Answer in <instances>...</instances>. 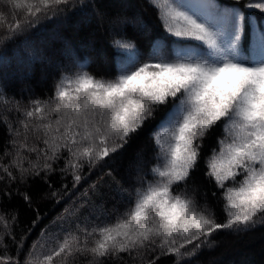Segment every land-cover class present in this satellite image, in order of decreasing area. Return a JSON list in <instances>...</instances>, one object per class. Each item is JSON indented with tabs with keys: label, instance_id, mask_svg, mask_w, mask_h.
I'll use <instances>...</instances> for the list:
<instances>
[{
	"label": "snow or ice",
	"instance_id": "snow-or-ice-1",
	"mask_svg": "<svg viewBox=\"0 0 264 264\" xmlns=\"http://www.w3.org/2000/svg\"><path fill=\"white\" fill-rule=\"evenodd\" d=\"M146 7L167 35L145 53L117 33L112 45L124 55L114 76L90 72L66 45L70 64L55 65L46 98L25 105L7 96V74L0 78V103L16 114L0 121L9 137L0 154V264H198L220 232L264 227V19L249 14L264 17V0ZM89 13L113 31L149 28L143 10L112 17L97 0H0V68L19 37L36 59L44 52L29 43L32 29ZM162 107L151 156L137 152L117 178V158ZM202 158L215 190L197 181ZM44 200L67 205L49 224ZM22 207L34 212L24 227Z\"/></svg>",
	"mask_w": 264,
	"mask_h": 264
},
{
	"label": "trees",
	"instance_id": "trees-1",
	"mask_svg": "<svg viewBox=\"0 0 264 264\" xmlns=\"http://www.w3.org/2000/svg\"><path fill=\"white\" fill-rule=\"evenodd\" d=\"M221 2L229 3L230 0H221ZM97 3L104 6V10L112 17L117 14L131 15L134 11L143 10L149 24L147 32H141L139 26L132 24L118 26L117 31H113L112 25L107 23L98 27V21L91 19V13L88 17L72 14L69 19L62 20L59 23L45 22L37 29H32L27 34L29 43L33 47L42 49L46 58L51 56L53 60L60 62L61 65L70 64L69 56L65 55L66 53L63 54L67 45L82 62H90L88 68L90 72L94 74L109 73L114 76L118 71V54L116 48L112 45V41L114 38H119L117 33L131 40L145 53L150 50V42L167 35L158 21L155 10L146 7V0H97ZM249 14L255 15L257 19L264 18L258 12L252 10H249ZM24 39L25 37H19L15 43L7 45L10 63L7 67L0 68V78L7 74V96L22 100L26 105L29 96L32 98H46L51 95L54 81L58 79L59 70L55 67V64L47 65L40 57L32 59L30 49L25 47L23 43ZM14 50L19 51V59L14 56ZM99 52L104 57L98 56ZM44 70L48 72L45 80L41 77ZM27 87H30L29 91L24 90ZM2 108L5 109V106L0 103V121L5 116L15 121L16 114L9 113L4 109L2 110ZM167 110V107H162L155 114L154 119L150 120L145 128L133 138L123 157L117 158L116 163L121 166L117 178L123 174L124 169L137 152L144 151L151 156L154 147L151 139L152 133ZM220 135H222V131L217 129L216 134L205 141V158L211 154L212 148L217 147L216 140ZM8 139L7 129L3 123H0V154H2L4 144ZM5 162H7V158H5ZM110 163L112 162L110 161ZM205 171L206 167L202 158L200 168L196 173L197 181L203 186L215 190L214 185L207 184L204 177ZM98 175H100L99 172L92 174L88 183L83 184L80 191L87 188L88 184L96 181ZM102 191L107 193L108 189L105 188ZM16 203L17 201L12 202V204ZM210 203L219 211L220 205H217L211 197ZM66 206L63 202L56 205L54 201H39L38 208L41 215L47 213L44 224H49L52 219L63 212ZM35 207L37 206L34 205ZM32 218H34V212L22 207L20 227L30 223ZM38 235L39 230L29 238L27 244L30 246ZM215 239L218 245L212 250H205L199 256L198 264H264V227L238 236L222 231Z\"/></svg>",
	"mask_w": 264,
	"mask_h": 264
},
{
	"label": "rangeland",
	"instance_id": "rangeland-1",
	"mask_svg": "<svg viewBox=\"0 0 264 264\" xmlns=\"http://www.w3.org/2000/svg\"><path fill=\"white\" fill-rule=\"evenodd\" d=\"M259 20V19H258ZM84 47V46H83ZM64 53L63 54H65L66 53V50H64L63 51ZM118 53H119V58H122L123 57V55H124V53L122 52V51H118ZM66 55V54H65ZM98 56H100V57H104L103 56V54L102 53H100L99 52V54H98ZM40 58H41V60H43V61H45V63L47 64V65H52V64H57V63H59L60 64V62H58V61H55V60H53V58H51V56H48L47 58H46V56L45 55H43V56H40ZM48 75V72L46 71V70H44V73H42V78H43V80H45L46 79V76ZM24 90L25 91H29L30 90V87H27V88H24ZM4 108H2V110H3ZM5 110V109H4ZM156 131V130H155ZM109 207H111V202L109 203V205H108ZM64 211V210H63ZM51 230H53V229H50V231ZM221 263H223V262H221ZM229 264H232V263H229ZM249 264V263H248Z\"/></svg>",
	"mask_w": 264,
	"mask_h": 264
}]
</instances>
